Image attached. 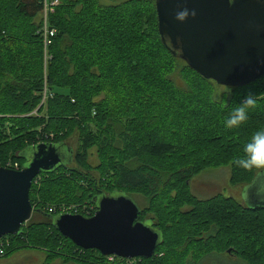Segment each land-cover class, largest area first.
<instances>
[{
	"label": "trees",
	"instance_id": "trees-1",
	"mask_svg": "<svg viewBox=\"0 0 264 264\" xmlns=\"http://www.w3.org/2000/svg\"><path fill=\"white\" fill-rule=\"evenodd\" d=\"M48 1L59 4L48 16V26L55 34L47 50L50 61L45 65L42 25L41 21L36 22L44 9L43 0H0V139L3 140L0 165L18 164L21 170L25 164L19 157L21 152L40 143L65 144L52 139L58 135L55 131H67L69 127L65 135L68 140L77 125L82 144L81 151L74 155L78 167L85 164L87 150L98 141L102 161L93 169L110 173L109 178L103 173L107 185L113 181L125 190H145L157 200L166 196L167 205L173 206L166 210L169 212L166 217L171 218L163 219L166 222L159 220L154 212L157 224L152 219L141 221L140 213L139 221L151 222L163 236L155 256L141 259L143 264H180L173 259L171 263L166 258L157 260L158 251L166 248V232L177 242L167 247L169 256L184 259L190 252L188 264H201L205 258L224 253L211 243L226 228L238 233L247 246L259 239L253 261L264 264V208L250 210L224 196L199 201L189 192L193 179L206 169L231 166L233 186L237 182L249 185L264 170H247L235 163L244 156V151L235 152L243 150L256 131L264 130V91L261 90L264 77L244 87H226L237 91V96L232 99L234 103L224 106L212 99V90L193 98V93L174 90L163 78L169 65L181 60L174 58L161 43L153 2L112 0L117 4L102 7L99 0ZM186 68L199 81L206 82ZM259 83L262 86L254 89ZM251 87L256 104L247 110L248 119L238 127L226 128L224 121L244 98L241 93ZM101 94H105L103 100H99ZM122 129H125L121 135L125 144L118 151L119 146L113 145L110 137ZM147 159L164 162L159 164L160 169L148 164ZM102 164H106L105 170H101ZM52 176L59 179L57 183L63 179L75 183L80 194L82 188H93L94 195L77 205L92 208L90 216H94L96 199L105 194L103 178L98 181L94 174L62 167L37 176L29 196L33 190L37 197L41 196L43 178ZM183 190L188 195L178 205ZM172 191H176L174 197L170 196ZM113 192L123 193L112 190L105 195ZM46 197L51 196L46 194ZM54 206L57 205L44 210L40 205L35 210L43 219L33 224L29 232L49 228L62 241L70 243L71 248L84 255L94 252L97 262L105 264V258L98 252L81 251L52 227V218L57 214L51 216L47 209ZM206 207V212H202ZM25 227L21 228V236H8L11 248L20 239L25 240L28 233ZM32 233L28 240L34 241L38 237ZM43 244L41 248L46 250L52 246L47 239Z\"/></svg>",
	"mask_w": 264,
	"mask_h": 264
},
{
	"label": "water",
	"instance_id": "water-1",
	"mask_svg": "<svg viewBox=\"0 0 264 264\" xmlns=\"http://www.w3.org/2000/svg\"><path fill=\"white\" fill-rule=\"evenodd\" d=\"M155 4L161 43L174 58L206 81L240 88L264 77V0H142ZM188 14L181 20L177 14ZM64 144L40 143L32 148L20 171L0 167V240L19 237L31 219L29 194L34 179L68 167ZM27 148V149H29ZM70 153V158L72 156ZM74 159V157H73ZM247 209L264 208V170L242 190ZM91 218L57 215L52 227L82 251L102 257L150 260L162 233L151 222L139 221L140 209L128 195L102 194Z\"/></svg>",
	"mask_w": 264,
	"mask_h": 264
},
{
	"label": "rangeland",
	"instance_id": "rangeland-1",
	"mask_svg": "<svg viewBox=\"0 0 264 264\" xmlns=\"http://www.w3.org/2000/svg\"><path fill=\"white\" fill-rule=\"evenodd\" d=\"M99 3H100V6L102 7H108L110 5L114 6L115 4H117V3H112V0H99ZM41 19L42 17L38 16L36 18V22L40 23ZM164 74H167V76H164L163 78H165L166 82H169L168 84L174 90H177L180 92H187L188 94L193 93V98H195L196 96L200 95L203 92L207 95V93L212 90V99L218 101L219 104L224 106L230 102L232 103L235 102L232 99H234L235 96H237V91H233L232 89H229L226 87L225 88L219 87L214 82L199 81L192 74V72L186 68V65L182 63L181 61H175L174 64H170L167 70L164 72ZM164 74L162 73L161 77ZM262 82H264V79ZM261 86H262V83H259L258 85L254 86V89H256V87H261ZM252 87L249 89V91L247 90L243 91L241 95L244 97L246 94L250 93V90L252 89ZM261 90L264 91V88ZM104 96L105 94L99 95L100 97L99 100H103ZM118 122L124 123L125 121H118ZM103 127L107 128L108 126L103 125ZM67 128H68L67 130L68 132L67 131L61 132L57 129L55 132H57L58 135L52 138L56 142L58 140L64 141L65 147L63 146L61 150L63 151L64 158L66 159L65 160L66 166H71V168L76 169L78 172H81V174H86V175L94 174V176L96 177L98 181L101 178H103L102 184L104 187L103 191L105 192V194H109L112 190H117V191H121L129 195L128 197H130V199L134 202V204L141 210V215H140L141 221L152 219L155 222V224H157L156 223L157 219L155 217V214L157 215V218H159V220L165 219L166 221H169L171 219V218L166 217V214L169 215V212H167L166 210L168 209V207L170 210V208H172L173 206L167 205L168 201L166 199V196L162 200H157L156 198L152 199L151 197L148 196L149 194L145 190H141L140 192H133L130 190H125V189L117 187L113 181L110 183V185H107L104 182L106 177H104L105 175H103V173L108 174V171L105 170L106 164L105 165L102 164L101 170H105V171H102L103 173L95 172V170L93 169V168H97L96 166L99 165V163L101 164V161H102L100 154H99V149H100L99 147L101 146L100 142L97 141V143L92 145L87 150L85 164L78 167L73 157L74 155H77V153L80 152L82 148V144L79 141L80 130H79V127L75 125L74 127L75 130L73 131L72 134L68 135L69 138L67 140L65 135L69 133V127ZM99 129H101L100 126H99ZM0 131H1V128H0ZM124 131L125 129L119 130L117 134L112 133V136L110 137L113 140V145L119 146L118 151L119 149L121 150L123 148V145L125 144L121 137V135L125 134ZM60 136L61 138H58ZM2 142L3 140L0 139V145L2 144ZM72 150L73 152L70 158V153ZM243 151L244 149L235 152V154H242L241 152ZM8 152H9V149L8 151H6L5 154H7ZM11 154L15 155L14 152H11ZM32 155H33L32 148L26 149L22 153V156L25 157L27 160L30 159ZM108 155L109 153H107L105 156L108 157ZM141 161L144 163L145 159ZM147 162L150 165L160 168L159 164H161L164 161L162 160L151 161L150 159H147ZM133 165L134 163L130 164L129 166L132 167ZM201 172L202 173H200L193 179L192 183L190 184V188H189L190 195H192L195 199L199 201H208V200L214 199L217 196H222V197L224 196L226 198H233L240 205L245 207L243 204L244 200L243 199L241 200L240 198V192L242 188L245 186H242L240 182H237L238 184L234 186L233 184H231V178H232L231 173L233 172V168L231 166L210 168V169H206ZM109 174L107 175L108 178L110 176ZM58 181L59 179L54 176L49 177L47 179L43 178V183L40 188L43 192L41 196L37 197L35 190H33L31 197L29 196L30 203L33 209V213H32L33 219L30 224L28 225L25 224L26 225L25 229L27 230L28 233L25 235V240L23 239L22 241V239H20L19 243L17 242L14 244L15 246H13V248H11V250L8 252V256L15 251L20 252L21 250L25 248H29V247L30 249L31 248L41 249V246L44 245L43 244L44 239H47L50 241V244L52 246L48 248V250L46 251V254H49V257L55 260V261L51 260L50 261L51 264H99L96 253L90 252V253H87L86 255L82 254L83 252H80V251H77L71 248L70 243L62 241L61 238L55 233H53L52 230L50 231L49 228H45V229L39 228L37 229V231H32L34 233L32 232L31 233L34 235L36 234L38 238H36V240L34 241L28 240L31 237L30 235L31 233L29 232L30 227L33 224L40 223L41 220L43 219V215H39L38 213L35 212V210L40 208V205H43L44 210L48 206H51V205L69 206V207L74 208L78 206L77 203L81 204L83 203L82 201L89 198V196L94 195V191L92 190L93 188L91 189L90 187L88 189L82 188L84 191H81V194H80V193H77V190L75 189V183L73 184L71 181H66L64 179L60 183H57ZM174 192L176 193V191L171 192V195H170L171 197L175 196ZM46 194H49L51 197H46ZM186 195H188V193L186 192V190H183L182 195L180 194L178 205L183 204L181 203V201L186 197ZM57 206H54V207H57ZM184 209L185 208H183L182 210ZM206 210H207V207L205 209H202V212H206ZM166 221L163 220V222H166ZM214 230H212L213 234H214ZM234 233L235 232L233 231V229L226 228V230L223 233H221V235H219L218 238L214 240L213 243H211V245L218 246L219 248H221V251L219 252L223 251L224 253H219V255H213L207 259L205 258L202 260L201 264H231V262L232 264H255L253 259L256 258V255H257L256 250L260 244L259 239L254 241L255 243L254 245L247 246L245 244L244 239H241L240 236H238V233L236 234ZM170 234L171 233H168V232L165 233L166 248H162L161 250L158 251L157 260L162 261L163 259L166 258L167 263H171V259H173L180 264H183V262L185 264H188L189 262H191L190 252L184 255V259L178 258L177 256H174V255L169 256L167 254L166 252L167 247L170 245L175 246L177 244V242H174V240L171 239ZM253 236L254 235L252 234V237ZM233 249L238 250V251L232 252ZM8 256H6V258L4 257L0 259V264H12L13 263L12 261L7 260ZM258 256H260V254ZM20 259H21V262L18 264L35 263L33 260H29V262L27 263V261L24 258H20ZM116 264H124V263L117 262ZM135 264H143V263L141 262V260H139V261H136Z\"/></svg>",
	"mask_w": 264,
	"mask_h": 264
},
{
	"label": "built area",
	"instance_id": "built-area-1",
	"mask_svg": "<svg viewBox=\"0 0 264 264\" xmlns=\"http://www.w3.org/2000/svg\"><path fill=\"white\" fill-rule=\"evenodd\" d=\"M58 1H53V2H49L48 0H43V12L41 13V25H42V30H41V36H42V40H43V45H44V61H45V65L48 64V62L50 61V57L47 53L48 47L51 45V39L54 37L55 31L51 30L48 26V16L49 14H52L54 12V8L58 5ZM46 82V81H45ZM46 91H47V87H45ZM46 91H44V98L47 97L46 95ZM0 167H2L0 165ZM6 169H10V170H15V171H19V165L18 164H12V163H8L6 165V167H4ZM37 183V181L35 182ZM48 214L52 215H63V214H67V215H80L83 216L85 218H91L93 217L90 216V214L93 212L92 208L88 209L86 206L84 207H80V206H76V207H69V206H57V207H51L49 209H47ZM11 248V244L9 241L8 237L2 238L0 240V259L4 258L7 254V251ZM141 259H132V260H124V259H120L114 256H110V257H105V264H116L117 262L120 263H124V264H135L136 261H139Z\"/></svg>",
	"mask_w": 264,
	"mask_h": 264
},
{
	"label": "clouds",
	"instance_id": "clouds-1",
	"mask_svg": "<svg viewBox=\"0 0 264 264\" xmlns=\"http://www.w3.org/2000/svg\"><path fill=\"white\" fill-rule=\"evenodd\" d=\"M188 14L185 9L177 14L178 19H183ZM256 100L253 94H246L224 121L226 128L238 127L248 119V109L254 107ZM238 167L251 170L264 169V130L256 131L251 141L244 146V156L235 161Z\"/></svg>",
	"mask_w": 264,
	"mask_h": 264
},
{
	"label": "crops",
	"instance_id": "crops-1",
	"mask_svg": "<svg viewBox=\"0 0 264 264\" xmlns=\"http://www.w3.org/2000/svg\"><path fill=\"white\" fill-rule=\"evenodd\" d=\"M243 188H242V190H243ZM242 190L240 192L241 200H242V196H241ZM46 251L47 250L43 249V248H41V249L31 248L30 249V247H29V248H25V249L21 250L20 252L15 251V252L11 253L8 256L7 260L12 261L13 262L12 264L20 263L21 262L20 258H24L27 261V263L29 262V260H33L36 264H51L50 261L53 259H51L49 257V254H46ZM53 261H55V260H53ZM35 263H33V264H35Z\"/></svg>",
	"mask_w": 264,
	"mask_h": 264
}]
</instances>
